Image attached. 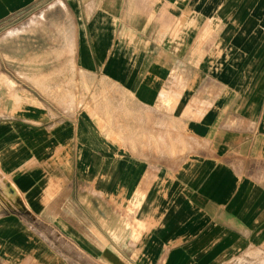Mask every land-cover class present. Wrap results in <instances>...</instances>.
<instances>
[{
    "label": "crops",
    "instance_id": "crops-1",
    "mask_svg": "<svg viewBox=\"0 0 264 264\" xmlns=\"http://www.w3.org/2000/svg\"><path fill=\"white\" fill-rule=\"evenodd\" d=\"M12 50L0 264H264V0H0Z\"/></svg>",
    "mask_w": 264,
    "mask_h": 264
},
{
    "label": "rangeland",
    "instance_id": "rangeland-1",
    "mask_svg": "<svg viewBox=\"0 0 264 264\" xmlns=\"http://www.w3.org/2000/svg\"><path fill=\"white\" fill-rule=\"evenodd\" d=\"M23 51L21 50H12V51H5V53L3 54V56H0V62H2V68L8 70L9 72H11L10 74H12L13 76H18V75H26V74H38L41 72V68L40 66H26V65H20V64H15L17 60V62L19 63L22 59H23ZM17 58V59H15ZM13 59V60H11ZM7 61V62H6ZM11 63V64H10ZM49 72L50 74L52 73H60L62 71H67L68 73H70L71 75L75 74L76 72L74 71L73 67L71 65H67V66H56V67H49ZM84 80V77H83ZM88 83V82H86ZM179 133V139L182 138V131L178 130ZM7 191L9 192L10 189L7 188Z\"/></svg>",
    "mask_w": 264,
    "mask_h": 264
}]
</instances>
